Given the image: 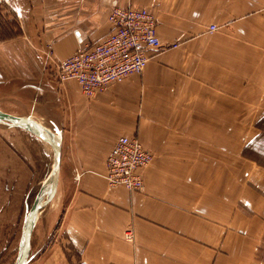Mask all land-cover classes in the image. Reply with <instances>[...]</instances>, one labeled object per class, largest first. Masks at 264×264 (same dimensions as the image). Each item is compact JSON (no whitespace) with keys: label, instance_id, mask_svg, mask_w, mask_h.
Instances as JSON below:
<instances>
[{"label":"crops","instance_id":"1","mask_svg":"<svg viewBox=\"0 0 264 264\" xmlns=\"http://www.w3.org/2000/svg\"><path fill=\"white\" fill-rule=\"evenodd\" d=\"M3 1L23 18L0 43L7 98L61 138V215L36 221L25 264H264V168L242 156L257 134L239 137L264 114V0H130L154 13L163 49L90 97L56 67L129 0ZM120 135L152 155L140 192L103 177Z\"/></svg>","mask_w":264,"mask_h":264},{"label":"built area","instance_id":"2","mask_svg":"<svg viewBox=\"0 0 264 264\" xmlns=\"http://www.w3.org/2000/svg\"><path fill=\"white\" fill-rule=\"evenodd\" d=\"M107 20L111 29L102 41L77 50L61 61L55 71L57 80H75L89 97L123 82L131 74L142 73L150 54L163 49L156 33L155 15L146 7H135L129 0L112 7ZM215 29L214 25L208 28ZM47 55L51 56V49ZM151 160V153L137 137L120 135L106 157L103 177L110 187L140 192L144 184L139 170ZM132 239V231H125L124 240Z\"/></svg>","mask_w":264,"mask_h":264},{"label":"rangeland","instance_id":"3","mask_svg":"<svg viewBox=\"0 0 264 264\" xmlns=\"http://www.w3.org/2000/svg\"><path fill=\"white\" fill-rule=\"evenodd\" d=\"M22 25V16L16 15L1 0L0 43L21 36ZM9 92L8 82L2 81L0 77L1 111L10 109L14 115L29 116L32 120L37 119L36 123L42 127L49 126V121L41 117L38 111L25 113L19 98L13 96L7 98ZM47 129L52 131L50 127ZM251 131L257 134L256 137L262 138L260 141L264 145V114H255L252 129L239 128V137L242 134L243 137L245 135L249 137ZM52 154L51 147L41 139L20 128L0 123V264H13L15 261L23 219L52 168L54 162ZM242 156L264 168L263 155L243 147ZM60 201L61 195L58 192L53 201L40 211L36 221L53 217L55 221L58 220L62 211ZM51 223L52 220L50 225Z\"/></svg>","mask_w":264,"mask_h":264},{"label":"water","instance_id":"4","mask_svg":"<svg viewBox=\"0 0 264 264\" xmlns=\"http://www.w3.org/2000/svg\"><path fill=\"white\" fill-rule=\"evenodd\" d=\"M0 123L20 128L47 143L53 150L54 169L52 176L40 186L31 207L22 222L16 258L13 264H25L30 254V240L38 214L57 196L60 177L61 138L57 130L47 129L32 120L29 116H18L0 110ZM49 127V126H47Z\"/></svg>","mask_w":264,"mask_h":264},{"label":"trees","instance_id":"5","mask_svg":"<svg viewBox=\"0 0 264 264\" xmlns=\"http://www.w3.org/2000/svg\"><path fill=\"white\" fill-rule=\"evenodd\" d=\"M262 138L256 137L251 143L247 144L245 148H250L252 151L264 156V145L261 143Z\"/></svg>","mask_w":264,"mask_h":264},{"label":"bare ground","instance_id":"6","mask_svg":"<svg viewBox=\"0 0 264 264\" xmlns=\"http://www.w3.org/2000/svg\"><path fill=\"white\" fill-rule=\"evenodd\" d=\"M34 121L35 122H37V120L34 118ZM44 128V127H43ZM45 129H47V128H45ZM48 130V129H47ZM48 132H53V131H50V130H48ZM54 133V132H53ZM52 149V148H51ZM53 151V150H52ZM53 159H54V157H53ZM53 169H54V162H53V164H52V168L50 169V172H49V174L46 176V178H45V180H44V182H43V184L52 176V173H53Z\"/></svg>","mask_w":264,"mask_h":264}]
</instances>
